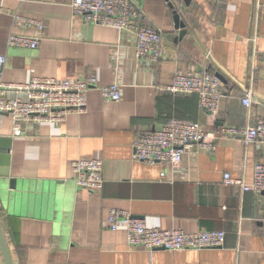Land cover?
Wrapping results in <instances>:
<instances>
[{
    "label": "crops",
    "instance_id": "obj_1",
    "mask_svg": "<svg viewBox=\"0 0 264 264\" xmlns=\"http://www.w3.org/2000/svg\"><path fill=\"white\" fill-rule=\"evenodd\" d=\"M1 1L41 20L43 27L14 26L10 14L0 15V54L6 56L0 80L61 81L93 74L97 86L117 82L120 93L110 100L91 87L84 112H69L60 123L20 121L19 135L13 133L11 117L0 114V222L13 263L264 264V194L241 192L222 180L224 172L250 180L254 162H264V144L244 146L219 136L221 125L252 124L264 117V0H176L183 6L182 37L166 0H133L141 21L161 30L158 62L136 57L129 32L90 24L72 13V0ZM10 32L37 37L38 46H8ZM188 70H209L223 78L226 92L214 120L200 108L197 95L160 88L172 82L175 72ZM250 85L247 107L241 96ZM15 95L22 92L6 93ZM173 118L197 121L215 137L214 151L192 147L177 166L137 160L134 136ZM79 158L102 160L100 190L76 186L71 162ZM110 208L127 210L152 228L223 230L224 243L179 251L130 247L122 223L109 228Z\"/></svg>",
    "mask_w": 264,
    "mask_h": 264
},
{
    "label": "built area",
    "instance_id": "obj_2",
    "mask_svg": "<svg viewBox=\"0 0 264 264\" xmlns=\"http://www.w3.org/2000/svg\"><path fill=\"white\" fill-rule=\"evenodd\" d=\"M26 0H17L22 3ZM72 13L90 24L111 27L117 31H127L134 38V49L137 58L158 62L163 51L161 30L141 21L142 13L133 0H72ZM10 14L12 23L18 27H43L41 20L25 16L11 10L0 0V15ZM257 20V16L255 22ZM257 33L251 36L252 44L248 71L249 84L253 80L254 48ZM7 45L34 49L38 46V38L26 34L10 32ZM6 56L0 54V75ZM91 87H97L103 98L118 100L119 84L97 86L95 75L80 76L74 80L58 81L53 77H32L26 83L4 82L0 80V114H7L13 120V133L20 134V121L37 120L60 123L69 112L81 113L86 110V96ZM161 89L172 94H195L199 98V106L207 117L214 120L219 112L220 102L226 88L220 78L212 71L194 73L175 72L172 82ZM8 92H22V95L6 96ZM253 91L251 85L245 87L241 103L247 107L252 104ZM219 136L236 138L244 146L264 144V117L252 124L241 126L221 125ZM215 137L201 130L200 124L193 120L173 118L165 125L139 131L133 139L134 156L137 160L153 164L166 162L171 166L180 164L184 152L192 147L214 151ZM103 162L99 158H79L71 162L73 180L77 187L87 190H100L104 183L102 175ZM160 175L165 176L161 171ZM223 182L236 185L241 192H264V162L256 161L252 166L250 180L243 173L233 177L224 172ZM107 223L111 230H116L120 223L126 229V242L130 247H143L148 251L164 249L179 251L184 249L201 250L221 247L224 243L223 230L198 229L184 232L181 229H159L146 225L144 219L134 217L129 211L110 208Z\"/></svg>",
    "mask_w": 264,
    "mask_h": 264
},
{
    "label": "water",
    "instance_id": "obj_3",
    "mask_svg": "<svg viewBox=\"0 0 264 264\" xmlns=\"http://www.w3.org/2000/svg\"><path fill=\"white\" fill-rule=\"evenodd\" d=\"M168 2V5L172 8V14H173V22L174 27L179 30V37H182L185 33V23L182 20L180 11L183 9V6H178L176 0H166ZM185 4H188L190 0H183ZM220 80H223L221 75L215 73ZM264 194V192H263ZM0 252L3 258L4 264H14L12 261V257L8 248V244L6 241V237L0 222Z\"/></svg>",
    "mask_w": 264,
    "mask_h": 264
}]
</instances>
